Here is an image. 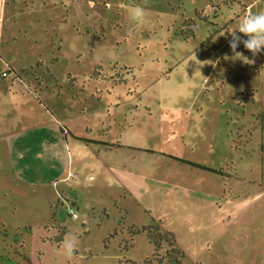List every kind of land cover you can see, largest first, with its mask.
<instances>
[{
	"label": "rangeland",
	"instance_id": "obj_1",
	"mask_svg": "<svg viewBox=\"0 0 264 264\" xmlns=\"http://www.w3.org/2000/svg\"><path fill=\"white\" fill-rule=\"evenodd\" d=\"M260 10L0 0V264L166 262L157 221L182 264H264V54L228 46ZM115 140L135 147L125 184L101 144Z\"/></svg>",
	"mask_w": 264,
	"mask_h": 264
},
{
	"label": "clouds",
	"instance_id": "obj_2",
	"mask_svg": "<svg viewBox=\"0 0 264 264\" xmlns=\"http://www.w3.org/2000/svg\"><path fill=\"white\" fill-rule=\"evenodd\" d=\"M127 18L133 24H141L144 21L146 11L139 4H129L126 8ZM235 29V31H233ZM231 31H228L231 39L228 41L229 48L234 52L238 43H242L243 47L255 56L257 53L264 54V10L257 12H249L242 16L238 21L236 27ZM238 33L244 34L246 39H242ZM222 32L220 35H223ZM239 53V52H238ZM240 54V53H239ZM240 56H236L232 59H240ZM76 248V238L71 237L63 241V249L65 255L71 256Z\"/></svg>",
	"mask_w": 264,
	"mask_h": 264
},
{
	"label": "crops",
	"instance_id": "obj_3",
	"mask_svg": "<svg viewBox=\"0 0 264 264\" xmlns=\"http://www.w3.org/2000/svg\"><path fill=\"white\" fill-rule=\"evenodd\" d=\"M51 124V122H47L46 124ZM53 124V123H52ZM55 126V125H53ZM57 127V126H56ZM127 127H122V129L125 130V128ZM54 141L53 144H56V146H58L60 149L62 148V140H64L66 142L67 140V135L63 132L62 128L59 126L57 127V131L54 134ZM66 143H64L65 145ZM101 144L104 145L106 150H113L116 149L118 150V154L120 156V159L122 160L120 163H113L111 165V171L114 172L115 174H118L117 176L120 177V180H123V183H127L129 181V179L131 180L132 178V174L133 172H130L129 170V158L131 156V153L133 152V150H135L134 146L132 145H127L126 143H122L120 140H115V141H111V142H101ZM132 150V152L130 153V151ZM132 159V157L130 158Z\"/></svg>",
	"mask_w": 264,
	"mask_h": 264
},
{
	"label": "trees",
	"instance_id": "obj_4",
	"mask_svg": "<svg viewBox=\"0 0 264 264\" xmlns=\"http://www.w3.org/2000/svg\"><path fill=\"white\" fill-rule=\"evenodd\" d=\"M159 225L160 222L157 221V225H155V232H154V238L153 236L150 235L149 229L147 237L149 238V241L153 244L154 247V253L156 252V249L159 247V240L164 239L167 245L169 246L165 252L166 256L168 257L166 262H163L161 259H157L158 264H182L181 263V258H182V253L176 249L174 246V240L172 236L169 233L163 232L160 233L159 231ZM170 239V240H169ZM131 264H134L133 262Z\"/></svg>",
	"mask_w": 264,
	"mask_h": 264
},
{
	"label": "built area",
	"instance_id": "obj_5",
	"mask_svg": "<svg viewBox=\"0 0 264 264\" xmlns=\"http://www.w3.org/2000/svg\"><path fill=\"white\" fill-rule=\"evenodd\" d=\"M68 213L70 216L74 217L75 216V212L72 209L68 210Z\"/></svg>",
	"mask_w": 264,
	"mask_h": 264
}]
</instances>
